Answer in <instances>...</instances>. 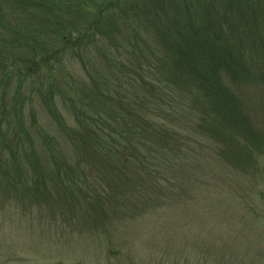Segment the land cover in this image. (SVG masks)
<instances>
[{
    "label": "trees",
    "instance_id": "trees-1",
    "mask_svg": "<svg viewBox=\"0 0 264 264\" xmlns=\"http://www.w3.org/2000/svg\"><path fill=\"white\" fill-rule=\"evenodd\" d=\"M6 6L24 14L6 20ZM21 69L45 104L28 122L23 92L1 89L0 192L25 215L69 210L70 230L109 248L140 217L171 215L165 235L192 187L234 200L197 168L249 176L264 156V0H0V72ZM252 192V211L228 206L264 245V190ZM239 239L229 230L225 245ZM165 264L217 262L186 249Z\"/></svg>",
    "mask_w": 264,
    "mask_h": 264
},
{
    "label": "rangeland",
    "instance_id": "rangeland-1",
    "mask_svg": "<svg viewBox=\"0 0 264 264\" xmlns=\"http://www.w3.org/2000/svg\"><path fill=\"white\" fill-rule=\"evenodd\" d=\"M17 12L24 14L22 10L6 6V20L16 16ZM19 73L20 79L0 72V93L3 88L11 94L16 90L23 92L24 97H21L25 108L22 109L29 122L32 108L28 107L36 102L41 106L45 101L36 98L39 85L34 81L35 77L27 76L24 69ZM197 169L198 179L201 181L202 177L208 176L212 179L211 185L215 184V180L226 178L225 183L230 182L236 195L228 197L234 200H224L222 204L217 194L203 200L201 193L192 187L190 196H185V199L189 198V209H192L187 216L172 219L165 235L159 232L160 224L172 218L171 215L140 217L134 224L119 229L113 239L116 245L113 248H109L107 243L102 245L94 241L87 234L80 235V230H70L64 223L71 222L76 214L69 210L63 217L59 215L55 219L50 216L53 213L51 206L43 207L39 212L38 209H28L25 215L16 205L14 194L0 192V264H149L153 259L149 260L146 256L150 253H157L151 264H165V261L178 259L186 249L198 254L199 258L213 257L217 264H221L224 258L231 264H259L264 260L262 240L254 229L233 219L236 218L231 213L233 207L228 205L238 204L241 214L254 209L252 190H264V156L259 159L258 169L249 176H222L217 171L209 173L207 169ZM204 201L208 206L206 209H202ZM229 230L244 236V239L225 245ZM149 243L151 247H147ZM108 248L111 250L109 255ZM122 249L129 251L135 259L133 257L129 262L122 260L123 257L117 255V250Z\"/></svg>",
    "mask_w": 264,
    "mask_h": 264
}]
</instances>
